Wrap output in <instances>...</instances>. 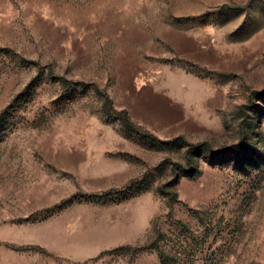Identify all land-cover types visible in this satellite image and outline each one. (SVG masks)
<instances>
[{
    "label": "rangeland",
    "instance_id": "1",
    "mask_svg": "<svg viewBox=\"0 0 264 264\" xmlns=\"http://www.w3.org/2000/svg\"><path fill=\"white\" fill-rule=\"evenodd\" d=\"M0 264H264V0H0Z\"/></svg>",
    "mask_w": 264,
    "mask_h": 264
}]
</instances>
